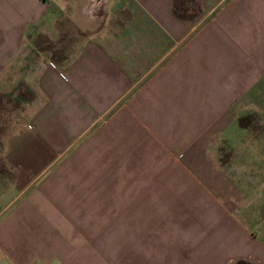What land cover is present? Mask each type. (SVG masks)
<instances>
[{"label":"crops","instance_id":"obj_1","mask_svg":"<svg viewBox=\"0 0 264 264\" xmlns=\"http://www.w3.org/2000/svg\"><path fill=\"white\" fill-rule=\"evenodd\" d=\"M201 1L0 0L5 108L38 63L0 113V264H264V0Z\"/></svg>","mask_w":264,"mask_h":264},{"label":"rangeland","instance_id":"obj_2","mask_svg":"<svg viewBox=\"0 0 264 264\" xmlns=\"http://www.w3.org/2000/svg\"><path fill=\"white\" fill-rule=\"evenodd\" d=\"M175 9L177 13H180L181 16H185V17L188 16L193 19L197 18L202 21L203 16L201 17L202 15V1L201 0H176ZM217 10L214 11L208 17V19L210 17H213L215 13L217 12ZM27 61L22 62L21 64L12 68L10 72H7L6 74L3 75L2 80H1L3 82H7V87L4 93V96H6V99H7L6 104H5V106H7L6 108L4 107V104L0 98V113L5 112V109H7V135L13 130L16 122L18 121L16 113L18 111L20 101L23 98L22 93L24 92L23 91L24 85L22 84L23 82L22 80L28 79V77H25V75H28V73L30 74V71H29L30 66L34 67L35 64L36 65L38 64L35 62L36 58H29ZM26 70L29 72H26ZM249 114H252L251 115L252 118L251 117L247 118V120H245L243 124L245 123L246 125H250L249 128L251 130L250 132L252 133V137H253V138L251 137L250 141L255 144V147L257 150L255 151L258 154L261 153V155L264 158V118L261 117L262 115L258 113H249ZM238 144L240 143L236 141H232V144L224 145L223 153L221 154L222 161L224 159L225 160L228 159L231 155H233L234 149L232 148V146H237ZM255 156H258V155L255 154ZM262 171H263V168H262ZM132 212H128V213H132ZM128 218L125 217L124 219L123 223L125 225L127 224L131 225L136 220L135 218L131 220H129ZM153 219L155 220V218ZM141 229L144 230L143 228ZM141 235H143V233H141ZM247 264H253V263H247Z\"/></svg>","mask_w":264,"mask_h":264},{"label":"trees","instance_id":"obj_3","mask_svg":"<svg viewBox=\"0 0 264 264\" xmlns=\"http://www.w3.org/2000/svg\"><path fill=\"white\" fill-rule=\"evenodd\" d=\"M238 264H245V263H238Z\"/></svg>","mask_w":264,"mask_h":264}]
</instances>
